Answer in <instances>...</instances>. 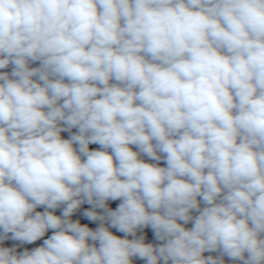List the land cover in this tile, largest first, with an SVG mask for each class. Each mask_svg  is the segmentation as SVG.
<instances>
[{
	"label": "clouds",
	"instance_id": "1",
	"mask_svg": "<svg viewBox=\"0 0 264 264\" xmlns=\"http://www.w3.org/2000/svg\"><path fill=\"white\" fill-rule=\"evenodd\" d=\"M225 258L264 264V0H0V264Z\"/></svg>",
	"mask_w": 264,
	"mask_h": 264
},
{
	"label": "trees",
	"instance_id": "2",
	"mask_svg": "<svg viewBox=\"0 0 264 264\" xmlns=\"http://www.w3.org/2000/svg\"><path fill=\"white\" fill-rule=\"evenodd\" d=\"M162 165H163V162H162ZM145 232L148 234V238H149V240H151V239H152V232H151V230H150V229H145ZM207 254H208V253H206V255H207ZM213 255H215V254L213 253ZM225 260H226V264H232V262L229 261L227 258H225ZM136 264H141V262L136 261Z\"/></svg>",
	"mask_w": 264,
	"mask_h": 264
},
{
	"label": "rangeland",
	"instance_id": "3",
	"mask_svg": "<svg viewBox=\"0 0 264 264\" xmlns=\"http://www.w3.org/2000/svg\"><path fill=\"white\" fill-rule=\"evenodd\" d=\"M35 66V65H34ZM66 135V134H65ZM90 147H98L97 145H92V146H90ZM118 202H110V206L111 207H115L116 206V204H117ZM85 207H87V206H85ZM94 226V225H93Z\"/></svg>",
	"mask_w": 264,
	"mask_h": 264
}]
</instances>
